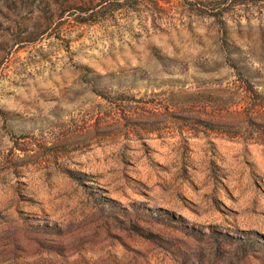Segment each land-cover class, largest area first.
Instances as JSON below:
<instances>
[{"label": "rangeland", "instance_id": "rangeland-1", "mask_svg": "<svg viewBox=\"0 0 264 264\" xmlns=\"http://www.w3.org/2000/svg\"><path fill=\"white\" fill-rule=\"evenodd\" d=\"M0 264H264V0H0Z\"/></svg>", "mask_w": 264, "mask_h": 264}]
</instances>
